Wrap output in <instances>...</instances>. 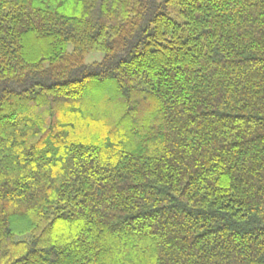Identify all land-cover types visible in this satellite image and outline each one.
Listing matches in <instances>:
<instances>
[{"label":"trees","instance_id":"trees-1","mask_svg":"<svg viewBox=\"0 0 264 264\" xmlns=\"http://www.w3.org/2000/svg\"><path fill=\"white\" fill-rule=\"evenodd\" d=\"M0 264H264V0H0Z\"/></svg>","mask_w":264,"mask_h":264},{"label":"rangeland","instance_id":"rangeland-1","mask_svg":"<svg viewBox=\"0 0 264 264\" xmlns=\"http://www.w3.org/2000/svg\"><path fill=\"white\" fill-rule=\"evenodd\" d=\"M169 13L171 16H173L178 21H182V18L178 13L177 8L171 7V10L169 11ZM103 56H104V53H102L100 51H93L86 56V61L92 62L95 60H101L103 58Z\"/></svg>","mask_w":264,"mask_h":264}]
</instances>
